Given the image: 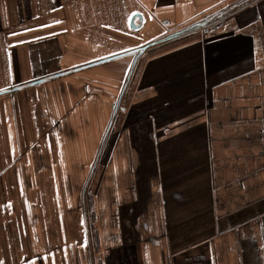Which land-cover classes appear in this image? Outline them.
<instances>
[{
    "label": "crops",
    "instance_id": "1",
    "mask_svg": "<svg viewBox=\"0 0 264 264\" xmlns=\"http://www.w3.org/2000/svg\"><path fill=\"white\" fill-rule=\"evenodd\" d=\"M0 264H264V0H0Z\"/></svg>",
    "mask_w": 264,
    "mask_h": 264
},
{
    "label": "rangeland",
    "instance_id": "2",
    "mask_svg": "<svg viewBox=\"0 0 264 264\" xmlns=\"http://www.w3.org/2000/svg\"><path fill=\"white\" fill-rule=\"evenodd\" d=\"M83 201L84 202H82V203H84V207H87L88 205H87V199L84 197V199H83Z\"/></svg>",
    "mask_w": 264,
    "mask_h": 264
}]
</instances>
